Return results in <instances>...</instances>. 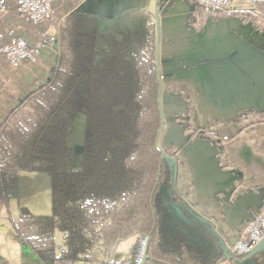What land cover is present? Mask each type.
I'll use <instances>...</instances> for the list:
<instances>
[{
    "label": "trees",
    "instance_id": "16d2710c",
    "mask_svg": "<svg viewBox=\"0 0 264 264\" xmlns=\"http://www.w3.org/2000/svg\"><path fill=\"white\" fill-rule=\"evenodd\" d=\"M79 1L53 0L54 13L37 27H55L57 38L46 40L58 50L57 65L0 124V212L17 194L19 171L52 172L51 215L20 216L14 225L20 247L43 264H91L133 233L149 237L144 264H211L182 241L171 246L157 228L154 196L163 173L158 175L155 145L160 112L154 36L146 44L134 33L99 32L96 14L75 10ZM191 1L196 11L204 10ZM230 15L264 32V7ZM6 32L0 26V45L9 40ZM0 60L8 64L1 53ZM81 111L84 162L80 170L66 171L67 126ZM251 113L264 119L256 109L243 116ZM55 229L64 234L59 255ZM243 258L232 255L230 264L249 263Z\"/></svg>",
    "mask_w": 264,
    "mask_h": 264
},
{
    "label": "crops",
    "instance_id": "0c3cea01",
    "mask_svg": "<svg viewBox=\"0 0 264 264\" xmlns=\"http://www.w3.org/2000/svg\"><path fill=\"white\" fill-rule=\"evenodd\" d=\"M15 1H7L9 10L0 26L13 28L29 46H38L39 54L15 80V96H3L1 91L0 123L26 94L47 81L59 56L51 45H41L44 35L56 39L55 30L40 31L43 24L37 27L25 21L15 11ZM47 1L52 7L53 0ZM160 4L164 119L159 144L175 155L177 169L173 185L163 178L154 197L157 228L171 246L182 241L194 255L211 258L241 236L245 222L264 202V119L253 113L243 116L251 109L264 111V32L236 16L198 12L191 0H160ZM235 6L254 10L246 0H236ZM117 22L121 21L112 25ZM1 71L0 82L7 77V71ZM78 119L83 132L84 118ZM168 189L182 201L174 194L169 198ZM17 220L10 219L15 236L5 238L4 244L11 250L18 246L19 253L11 257L0 253V264H43L31 250L20 247L14 229ZM6 232L0 229L1 234ZM218 256L215 261L211 258V264H230ZM249 264H264V242Z\"/></svg>",
    "mask_w": 264,
    "mask_h": 264
},
{
    "label": "rangeland",
    "instance_id": "374dc122",
    "mask_svg": "<svg viewBox=\"0 0 264 264\" xmlns=\"http://www.w3.org/2000/svg\"><path fill=\"white\" fill-rule=\"evenodd\" d=\"M82 1H80V3ZM98 3H99L98 0H88L85 4L82 5V10H90L97 13L100 18L97 25L99 32L108 33L109 35H112L114 37H121L120 34H122V31L115 27L116 23L115 25L114 24L112 25L114 21L120 19H127L126 22L129 21L130 23V21L133 20L137 21L142 19L143 17H148L149 22L151 23L153 19L152 0L147 6L144 5V0H105L104 6ZM118 3L120 4V6L117 5ZM38 24L34 26H38ZM49 28H53L57 34L55 27L52 26ZM46 37L50 38L49 36L44 35L41 45L42 46L51 45V47L56 52H58V50L51 43L47 42ZM24 67L25 65H23L19 69H13L9 64H5L0 60V74L3 73L1 70L7 71L6 73L7 77L4 78L3 80L4 83H1L0 85V94L1 91H3L1 95L4 96V94L7 93L9 95L12 94L13 96H15L14 95L15 93L13 92L17 88L15 80L18 79ZM13 81L14 83H12ZM30 93L26 94L18 102V104L15 105L12 109L22 104L24 99ZM12 109H10V111L7 113L5 118H8L10 116V112L12 111ZM5 118L1 121L0 124H2L5 121ZM74 138L75 140H77L76 136ZM75 140L73 141L74 143ZM69 143H71L70 138H69ZM17 178H18L17 194L16 196H12L7 200L5 207L7 209L4 208L0 212V229L4 227L7 230L6 234L0 233V253H2L3 255H7L9 257L18 255L19 253L18 246L16 247L14 246V250H11L8 249L10 247L9 245L8 247L7 245L5 246L4 244L6 240L5 238L11 239L15 236L10 223V219H14V220L19 219L20 216H37V217L49 216L51 214V208H52L51 179L49 175L40 172H33V171H19L17 174ZM53 233H54L53 236H54L55 254L59 255L65 247L63 243L64 234L58 229H55ZM140 239L136 233H133L128 237L119 240L116 246L114 248L112 247L111 251L107 256L99 257L95 262H92L91 264H110V263L127 264L128 262H130V260L134 258L135 254L140 249L139 246L137 252L135 254L133 253L134 246L137 243L140 245ZM252 259H254V254L252 255L251 259H249V261H251ZM75 264H84V263L82 262L81 259H77ZM245 264H249V263H245Z\"/></svg>",
    "mask_w": 264,
    "mask_h": 264
},
{
    "label": "built area",
    "instance_id": "2783aa9c",
    "mask_svg": "<svg viewBox=\"0 0 264 264\" xmlns=\"http://www.w3.org/2000/svg\"><path fill=\"white\" fill-rule=\"evenodd\" d=\"M204 11L230 15L235 12L244 11L235 6L236 0H194ZM251 5L264 7V0H246ZM6 0H0V18L8 12ZM15 11L21 15L25 21L36 25L48 20L53 9L47 0H16ZM6 35L9 37L8 42H3L0 45V53L13 69H19L25 64L36 62L39 47L29 46L26 41L15 35L13 28H7ZM5 37V34L0 33V41ZM264 238V202L258 212L253 217L248 219L242 229L241 236L229 246V252L233 255L244 256L249 254L258 243ZM147 242V236L144 235L140 239V249L135 254L134 258L127 264H143V251ZM139 248V247H138Z\"/></svg>",
    "mask_w": 264,
    "mask_h": 264
},
{
    "label": "water",
    "instance_id": "95a60500",
    "mask_svg": "<svg viewBox=\"0 0 264 264\" xmlns=\"http://www.w3.org/2000/svg\"><path fill=\"white\" fill-rule=\"evenodd\" d=\"M87 1L88 0H83L81 3H79L77 7L75 8V10L82 9V5L85 4ZM147 1L148 0H144V5L147 3ZM98 2H99L98 4H101L103 6L105 4V0H98ZM119 3L117 4L118 6H120ZM160 5H161L160 0L153 1V20H154V25H155V67H156V75H157V83H158V108L160 112V124H159L158 132H157V137L155 140V145L160 151V163H159L158 175H160V172H162L163 176H162L161 182L163 178H165L164 179L165 183L169 182L170 186H172L176 178L177 160H176L175 155H173L172 153H166L159 144V136H160L161 127H162L163 119H164L163 112L161 109V99H160L161 77H160L159 59H158V44H159V32H160L159 31V6ZM88 11L94 12L90 10ZM161 182L159 183L158 190L161 186ZM173 194L175 195V197H177L178 200L180 199V201H182V198H180L176 192L172 191L171 189H168L166 191V195L169 198H171ZM148 238L149 237L147 236V240ZM263 242H264V238L262 239L260 243L256 245V247L249 254L245 255V257L241 261H244L246 259H251L252 255L259 250ZM146 252H147V242L145 244L144 251H143V264H144L145 259L147 258ZM216 254L217 255H213L211 257L214 261L217 259L218 255L221 256L222 258L227 259L229 262L232 259V254L229 252V246H224V247L219 248Z\"/></svg>",
    "mask_w": 264,
    "mask_h": 264
},
{
    "label": "flooded vegetation",
    "instance_id": "af4514ba",
    "mask_svg": "<svg viewBox=\"0 0 264 264\" xmlns=\"http://www.w3.org/2000/svg\"><path fill=\"white\" fill-rule=\"evenodd\" d=\"M160 11V7H159ZM97 15L98 20H100L99 15L95 12H91ZM140 18V17H139ZM127 19H120L121 21L118 24H114L116 28L122 31L123 34L128 35L130 33H134L139 38H141V42L143 43H150V39L152 38L154 34V49H155V25L154 21L152 19V22H149L148 17H143L140 20H133V21H127ZM148 41V42H147ZM83 116L84 118V128L83 132L81 129L78 128V117ZM84 130H85V114L84 112H78L74 114L71 118L70 124L67 126V132L65 134L66 136V146L68 151V158L66 162L65 169L66 171H78L82 168L83 162H84V149H83V141H84ZM82 133V134H81ZM81 134V135H80ZM76 139L75 140V137ZM78 136V138H77ZM69 138L71 140V143H69ZM75 140V143L73 142ZM44 173L50 176L51 179V195H52V188H53V174L52 172H40ZM18 191V190H17ZM52 205V204H51ZM52 212V208H51Z\"/></svg>",
    "mask_w": 264,
    "mask_h": 264
}]
</instances>
